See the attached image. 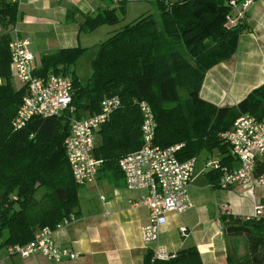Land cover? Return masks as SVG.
<instances>
[{"label":"trees","instance_id":"1","mask_svg":"<svg viewBox=\"0 0 264 264\" xmlns=\"http://www.w3.org/2000/svg\"><path fill=\"white\" fill-rule=\"evenodd\" d=\"M153 0L155 14L124 25L98 44L89 61L90 74L80 79L74 67L86 49H61L40 57L36 77L60 74L72 83V112L51 118H31L20 130L11 122L24 96L10 77L9 37L0 35V249L23 246L44 228L54 230L78 207L77 186L64 152L70 119H83L100 112L104 98L118 97L120 106L95 135L94 157L102 161L99 171L121 173L118 161L142 144L139 102L150 107L155 130L153 144L165 149L182 144L179 161L214 154L219 167L206 174L218 187L220 168L232 169L236 161L221 134L230 130L241 115L264 119V85L252 90L231 107L203 101L199 91L206 73L228 60L238 37L249 27L242 22L226 29L245 0ZM259 1V0H252ZM123 3L119 4L124 14ZM16 3L0 0V23L14 24ZM68 10V21L73 20ZM120 20L116 9L85 17L80 30L92 32ZM73 67V69H72ZM122 175V174H121ZM254 178L264 177V156L255 161ZM225 236L243 237L246 254L227 264H264V221L220 216ZM146 255L143 264H201L195 248L183 250L166 261Z\"/></svg>","mask_w":264,"mask_h":264},{"label":"crops","instance_id":"2","mask_svg":"<svg viewBox=\"0 0 264 264\" xmlns=\"http://www.w3.org/2000/svg\"><path fill=\"white\" fill-rule=\"evenodd\" d=\"M121 3L125 15L129 6L141 4V12L135 20L153 14L143 11L146 3L154 8L153 0H17L15 22L6 28L0 23V35L7 34L9 39L14 36L29 39L34 70L43 55L74 48L86 49L84 55L111 37L123 26L116 29L118 25H101L92 32H84L79 27L86 16L94 17L107 9H116V16L123 20L124 14L118 7ZM68 10L73 13L72 21L66 17ZM243 23L249 31L238 37L236 50L228 60L206 73L199 91L203 101L216 107L235 106L252 90L264 85V0L252 1ZM10 77L17 89L19 85L11 69ZM200 155H203L201 159ZM200 155L188 189L192 207L167 214L156 242L143 243L139 233L148 223L149 210L134 204L146 191L128 190L121 173L98 171L95 182L79 186L78 207L70 214L73 220L54 229L52 234L56 246L77 254L75 260L54 263L37 254L22 260L7 257L4 252L0 259L4 264H143L148 254L155 260L158 248L172 258L183 250L195 248L201 264H227L228 256L243 257L245 239L225 236L219 217L243 219L250 216L254 204L264 203V185L255 186L251 191L239 185L214 188L208 182L209 170L205 163L216 156ZM237 166L235 162L233 168ZM181 226L191 231L188 237H181L178 231Z\"/></svg>","mask_w":264,"mask_h":264},{"label":"built area","instance_id":"3","mask_svg":"<svg viewBox=\"0 0 264 264\" xmlns=\"http://www.w3.org/2000/svg\"><path fill=\"white\" fill-rule=\"evenodd\" d=\"M16 3L17 0H9ZM252 0H245L238 5L234 18L228 17L224 28L230 29L244 20ZM229 5L236 7L233 0ZM13 32L16 33L14 30ZM28 38L14 36L8 42L10 69L13 79L24 89V96L11 122V128L20 130L35 117L51 118L72 112V83L68 77L60 74H49L36 77L32 74L33 58L29 53ZM120 106L118 97L104 98L100 103V112L83 119H70L69 135L63 146L67 163L74 183L77 186L93 183L102 165L94 157L95 135L101 125L107 122L112 112ZM142 118L140 126L141 147L118 161V169L123 175L128 190H145L146 194L134 205L145 206L149 210L148 223L140 229L143 243L156 242L159 229L166 223L169 213H180L192 207L188 189L195 173V158L179 161L176 157L182 144L162 149L153 144L155 121L153 113L145 102H139ZM221 139L228 145L231 156L238 166L233 169L220 168L222 176L219 186L225 189L239 185L248 191L258 185H264V177L254 178L255 161L264 156V119L251 115H241L232 124L229 131L221 134ZM215 159H208L205 168L218 169ZM103 200V197H100ZM264 221V203L253 205L251 215L245 219ZM73 220L69 215L55 229L66 226ZM54 230L44 228L37 232L27 244L13 245L5 248L7 257H18L22 260L37 254L47 261L59 263L64 260H75L77 254L60 248L54 243ZM181 237H188L191 231L186 226L178 229ZM163 249L154 253L155 260H168ZM0 264H4L0 259Z\"/></svg>","mask_w":264,"mask_h":264},{"label":"rangeland","instance_id":"4","mask_svg":"<svg viewBox=\"0 0 264 264\" xmlns=\"http://www.w3.org/2000/svg\"><path fill=\"white\" fill-rule=\"evenodd\" d=\"M143 11H148L150 13L155 14V10L154 8H152V6L149 3L145 4V8ZM139 12H141V4H136L134 6H129L128 7V11H127V15H123V20H121V18L119 19L120 22H118L115 25L116 29L131 23L132 21H134L139 15ZM102 40V39H101ZM94 53V49H89L77 62L76 66L74 67L75 72L77 73V76H79L80 79H86L89 74H90V67H89V60L92 58ZM73 69V67H72ZM201 157H199L200 159L202 158L203 155H200ZM200 162V161H199ZM4 248L0 249V258L3 255L4 252ZM235 260H239V257H235Z\"/></svg>","mask_w":264,"mask_h":264}]
</instances>
